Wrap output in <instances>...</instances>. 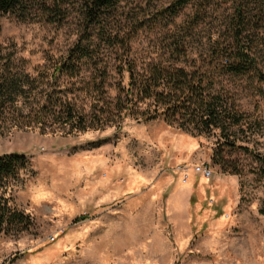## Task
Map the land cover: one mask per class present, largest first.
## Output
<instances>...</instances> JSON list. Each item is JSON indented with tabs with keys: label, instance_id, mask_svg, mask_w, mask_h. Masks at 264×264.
I'll return each instance as SVG.
<instances>
[{
	"label": "rangeland",
	"instance_id": "obj_1",
	"mask_svg": "<svg viewBox=\"0 0 264 264\" xmlns=\"http://www.w3.org/2000/svg\"><path fill=\"white\" fill-rule=\"evenodd\" d=\"M173 1L126 0L114 23L121 34L143 24L131 41L140 63L169 59L171 44L186 35L180 65L216 66V87L248 121L226 140L249 150L163 119L119 122L117 84L126 75L115 71L101 121L91 98L73 91L81 81L65 77L55 114L38 120L50 84L40 72L50 74L86 36L82 1L68 0L56 23L38 8L26 20L0 13V69L8 61L21 86L0 125V156L22 154L30 162L5 193L30 225L0 230V264H264V81L253 72H220L237 49L231 26L244 5L250 24L240 45L264 75V0H191L176 16L161 14ZM195 13L197 23L185 32ZM67 105L85 117V130L65 123Z\"/></svg>",
	"mask_w": 264,
	"mask_h": 264
},
{
	"label": "trees",
	"instance_id": "obj_2",
	"mask_svg": "<svg viewBox=\"0 0 264 264\" xmlns=\"http://www.w3.org/2000/svg\"><path fill=\"white\" fill-rule=\"evenodd\" d=\"M81 1L86 36L83 33L66 56L53 62L50 74H47V70L40 72L42 78H46V84L47 77L50 84L37 108L38 120L55 114L60 91L58 84L60 78L65 77L81 81L73 91H80L91 98V104L97 109V120L101 121L110 106L107 102L108 81L111 72L115 71L119 78L126 75V83L119 81L117 84V113L111 112L118 117L119 122L128 117L144 122L163 119L168 123H178L183 128L194 126L199 130L213 131L229 146L249 150L247 146L226 140L230 139L231 128L243 129L248 121L236 103L228 101L230 97H227L222 86L216 87V82H219L216 66L208 62L200 66L193 65L194 69L188 70L180 65L186 58V35L180 36L171 44L169 59L140 63L133 55L131 41L143 24L138 21L134 27L121 34L114 23L116 13L126 0ZM67 2L68 0H52V4H48L47 0H0V13L13 14L19 20H26L31 11L38 8L50 22L56 23L66 17L63 5ZM190 2L191 0H174L162 9L161 14L176 16ZM236 11L231 30L237 49L235 52L230 50V60L220 67V72L236 76L253 72L264 81V75L258 70L254 59L240 45L241 36L250 24L244 13V5H239ZM198 15L199 13H195L187 21L185 32L194 27ZM87 70L86 76L84 72ZM10 72V65L6 61L0 69V125L4 115L13 109L15 95L21 89ZM65 90L70 89L67 87ZM140 104L145 106L144 109L138 108ZM65 110V123L73 128L86 129L85 117L77 115L74 106L67 105ZM29 165L27 156L22 154L0 156V230L22 231L30 225L29 217L10 207L5 197L9 182L17 180ZM261 212L264 214V209Z\"/></svg>",
	"mask_w": 264,
	"mask_h": 264
},
{
	"label": "built area",
	"instance_id": "obj_3",
	"mask_svg": "<svg viewBox=\"0 0 264 264\" xmlns=\"http://www.w3.org/2000/svg\"><path fill=\"white\" fill-rule=\"evenodd\" d=\"M197 172L202 173L205 177H210L212 171L210 170V168L208 166H198L197 167Z\"/></svg>",
	"mask_w": 264,
	"mask_h": 264
}]
</instances>
